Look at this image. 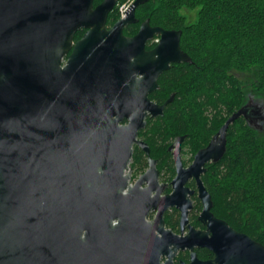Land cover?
Here are the masks:
<instances>
[{
    "label": "water",
    "instance_id": "1",
    "mask_svg": "<svg viewBox=\"0 0 264 264\" xmlns=\"http://www.w3.org/2000/svg\"><path fill=\"white\" fill-rule=\"evenodd\" d=\"M146 1L135 0L108 31L107 15L116 0L95 8L92 0H0L1 210L17 207L26 187L39 216L43 203L45 218L43 260L38 251L32 263L18 242L9 245L0 234V264H106L107 224L112 217L131 216L122 192L134 145L155 170L138 132L147 118L163 116L174 97L157 105L148 96L171 64L191 62L180 48L181 31L150 30L146 20L135 37L122 35ZM80 28L89 30L62 67ZM153 31L162 40L145 52ZM252 116L264 121V106L248 102L228 117L196 153L192 168L219 162L230 125ZM181 140L176 137L173 146ZM233 234L237 263L264 264L263 246Z\"/></svg>",
    "mask_w": 264,
    "mask_h": 264
},
{
    "label": "trees",
    "instance_id": "2",
    "mask_svg": "<svg viewBox=\"0 0 264 264\" xmlns=\"http://www.w3.org/2000/svg\"><path fill=\"white\" fill-rule=\"evenodd\" d=\"M181 10H197L196 19L188 22ZM137 16L181 30L180 47L191 59L159 77L151 98L163 104L174 97L163 116L148 120L150 140H209L249 98L264 106V0H148ZM118 18L116 9L107 23ZM211 167L218 170L209 185L219 212L264 244V131L236 120L224 157Z\"/></svg>",
    "mask_w": 264,
    "mask_h": 264
},
{
    "label": "flooded vegetation",
    "instance_id": "3",
    "mask_svg": "<svg viewBox=\"0 0 264 264\" xmlns=\"http://www.w3.org/2000/svg\"><path fill=\"white\" fill-rule=\"evenodd\" d=\"M102 2L103 0H92V7L95 8ZM120 2L121 0H116L107 15L105 29L108 31L120 19L119 17L112 24L107 23L110 17L116 15ZM141 5L135 9V23L122 28L124 37H135L146 20L150 30L181 31L157 25L147 17L137 16ZM88 30L80 28L72 35V47L62 57V67L66 65L73 46ZM161 40L162 34L153 31L144 43V51H153ZM183 63L186 62L171 64L170 69ZM140 77L142 75L137 76ZM155 92L149 94V99L157 105H162L151 98ZM248 102L255 104L252 98H249ZM155 118L149 117L147 122ZM247 122L251 127L263 131L264 121L259 122L252 116ZM126 123L124 121L120 125ZM146 127L147 123L138 132L137 139L148 146L149 156L155 162V170L150 171L145 151L134 145L129 168L125 171L128 179L122 192L123 205L132 207L131 216L112 217L110 224H107L103 241L105 263L239 264L232 251L236 242L233 233H246L238 230L219 212L209 185V176L218 171L216 167L211 166L217 165L221 160L217 163H206L200 168H192L196 153L208 145L216 132L209 140H190L185 134L174 136L171 140H150ZM176 137H183L179 147L173 146ZM155 142L157 144L152 145ZM135 151H138L139 158V155L134 156ZM44 225L43 203L39 216L37 201L30 200L26 187L22 188L17 207L10 204L8 208L1 210L0 204L1 236L9 245L12 241L18 242L32 263L36 262L38 251H41L43 260ZM249 237L264 247L261 241Z\"/></svg>",
    "mask_w": 264,
    "mask_h": 264
},
{
    "label": "rangeland",
    "instance_id": "4",
    "mask_svg": "<svg viewBox=\"0 0 264 264\" xmlns=\"http://www.w3.org/2000/svg\"><path fill=\"white\" fill-rule=\"evenodd\" d=\"M125 1H128V0H123L122 2H125ZM181 14L186 17V20L188 22H191V21H194L196 19L197 10H195V11L181 10ZM239 77L241 79H247L249 76L248 75H239ZM254 102L258 105H262V103L260 101H256L255 99H254ZM263 131H264V128H263Z\"/></svg>",
    "mask_w": 264,
    "mask_h": 264
},
{
    "label": "built area",
    "instance_id": "5",
    "mask_svg": "<svg viewBox=\"0 0 264 264\" xmlns=\"http://www.w3.org/2000/svg\"><path fill=\"white\" fill-rule=\"evenodd\" d=\"M134 0H128L125 2H121L118 4L117 9H118V15L120 18H124L132 5Z\"/></svg>",
    "mask_w": 264,
    "mask_h": 264
}]
</instances>
